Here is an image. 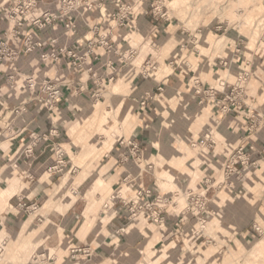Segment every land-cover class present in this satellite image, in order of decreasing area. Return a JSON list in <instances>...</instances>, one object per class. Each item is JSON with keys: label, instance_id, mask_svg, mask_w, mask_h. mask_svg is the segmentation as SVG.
<instances>
[{"label": "crops", "instance_id": "obj_1", "mask_svg": "<svg viewBox=\"0 0 264 264\" xmlns=\"http://www.w3.org/2000/svg\"><path fill=\"white\" fill-rule=\"evenodd\" d=\"M57 1L38 0V7L32 15L38 11L54 12ZM146 3L143 0L138 7L136 0H107L100 8L84 10L70 18L75 27L72 30H67L64 22H58L39 32L35 26L25 23L19 34L11 35L9 11L14 0H0V38L4 37L15 51H21L25 34L40 40L45 53L66 47L80 55L86 51L88 43L100 35L107 36L113 46L111 51L96 47L93 55L85 58L82 68L73 66L63 53L58 64L52 61L43 63L37 55H20L16 60L0 66V191H15L8 198L9 209L0 219L10 228L16 227L20 233L32 227L36 217L30 219L29 215L18 212V201L24 200L26 204L42 202L50 197L49 192L64 177L68 179L73 165L67 167L61 177L50 170L57 163L54 147L61 141L69 140V126L81 120L92 99L101 97L100 93L112 85L119 91L127 114L133 116L127 139L140 144L139 159L122 162L120 154H128L129 151L123 143L120 147L111 148L101 165L95 168L89 166L88 172L92 173L82 179L78 187L82 189L91 180L93 185L98 182V208L95 202L91 204L75 199L62 213L51 209L47 214L40 215L38 222L47 220L61 231L60 237L55 232L46 237L41 245L51 244V250L70 260L72 248L88 246L93 250L90 260L96 264H105L111 258L120 260V264H138L139 259L141 264H226L221 258L222 252L249 249L261 237L254 231L253 225L264 231V210H256L264 202L261 199L264 197V52L258 51L253 59L249 58L244 63L250 68L249 79L244 86L246 106L224 113L220 109L222 92L213 99L201 100L194 91L193 81L198 79L207 88L213 86L218 77L224 78L228 86L236 79L232 82L229 73L205 63V55L195 56L190 49L179 52V46L189 41L193 42L196 50L197 43L204 42L208 46L204 40L210 38L211 32L192 39L182 33L177 24L155 22L146 15ZM117 4L130 7V15L134 19L123 30L112 27ZM94 27L98 31H94ZM53 39L56 40L55 45L51 44ZM134 40L137 42L133 44ZM130 47H135L136 55L123 62L115 52L125 55ZM235 60L236 63L241 62L240 59ZM148 61L157 69L148 71L145 76L142 70ZM9 76L11 79H8ZM43 80L55 81L62 88V98L50 113L41 111L36 102ZM145 99V104L141 105ZM256 115L262 118L250 131L248 127ZM51 131L53 135L39 143L31 157H23L30 158L28 161H21V153L16 157L17 152L30 143L31 132L42 134ZM207 132H210L211 139L203 138ZM195 145L202 150L193 149ZM239 145L256 161L255 169L246 174L243 170L237 176L235 183H240L237 191L207 198L205 194L212 191L210 183H215L214 186L216 183H228L219 178V173L224 161ZM68 163L64 162V166ZM88 172H84L85 176ZM82 175L81 172L79 176ZM163 176L171 179L166 180ZM67 182L73 184L76 181L69 178ZM53 183H57L54 188ZM160 183L168 185V189H162ZM170 185L177 190L173 193L169 191ZM123 186L129 187L124 193L126 197L139 187L153 188L154 193L146 202L153 203L152 208H158L165 216L164 224L155 225L145 214L139 215L143 221L130 224L126 220L125 207L116 196L111 197V206L107 209L112 211V216L103 223V218L107 216L97 215L102 198L121 192ZM194 192H201L197 194L208 211L204 210L199 216L191 213L185 216L188 196L196 194ZM250 202L257 204L252 211L244 213L248 223L242 227L232 223L224 229L216 224L220 215L213 216L212 205L223 204V209L232 210L233 205ZM63 203L67 205L66 198ZM221 214L224 219L228 213ZM202 218L207 225L211 223L213 230L215 228L214 235L221 244L219 249L211 251L212 248L206 247L203 239L194 237ZM27 234L25 230L22 232V235ZM41 245L33 243V250ZM182 248L201 249L208 257L198 263L196 259L204 257L193 251L192 256H199L189 261L183 258L187 257V253ZM42 250L47 249L43 247Z\"/></svg>", "mask_w": 264, "mask_h": 264}, {"label": "built area", "instance_id": "obj_2", "mask_svg": "<svg viewBox=\"0 0 264 264\" xmlns=\"http://www.w3.org/2000/svg\"><path fill=\"white\" fill-rule=\"evenodd\" d=\"M105 1L107 0H58L57 8L54 12L38 11L32 15L35 8L38 7V0H14V5L9 11V20L12 24L11 32H9V34H19L25 23L35 26L39 32L45 29L46 26L54 25L58 22H64L65 28L67 30H72L75 27L73 26L70 18L76 17V15L80 14L81 11H90L100 8ZM136 1L139 3L138 7H140V3L143 0ZM146 1L148 3L146 15L151 16L155 22L159 23H170L175 21L179 27V30L184 34L191 36L192 39L202 36V33L205 30H209L211 33L215 34L220 33V36H225L227 33H229V31L233 33L230 36L231 41L228 43L233 47V50L228 53L226 52L227 57L217 56L215 58V63L207 62L209 66L227 69V64H230L232 59L239 55V52L241 51L239 48L240 44L249 43L251 40L254 42L261 41L264 43V4H262L261 9L256 10L257 13H255L254 17H248L245 14V8L235 7L231 4V2L237 0H193L191 6L186 9V18L184 19L186 22L184 24V21L177 19L175 15H173L174 11L172 7H168L169 4H167V6L164 0H150V2L149 0ZM117 5L118 8L113 15L114 23L112 27L123 30L127 27V25L132 24L134 19L130 15V7L121 6L119 4ZM230 8H234L232 11L234 13V19L226 18L224 19L225 22H223L216 20V17H213L212 20L215 19L213 22L204 25L199 24L198 22L197 25L194 26L188 25L192 22L194 17L196 18L202 15L210 16L216 11L223 9L228 10ZM240 20H242V22H240ZM187 25L189 27H187ZM192 27L194 28L191 29ZM93 30L98 31V28L94 27ZM51 44L55 45L56 40L53 39ZM43 46L44 44L34 36L25 34L22 40V49L20 52H18L13 50L8 45L7 41L4 40V37H2L0 38V66L3 63L16 60L20 55H37L43 63L52 61L53 64H58L61 54L63 53L68 59L71 60V64L73 66L82 68V63L84 62L85 58L89 55H93V50L96 47H103L107 51L113 50V46L107 40V36L102 35L98 36V38L95 40L90 41L87 45L86 51L80 55L72 49H67L66 47L54 48L51 53H45L43 51ZM185 49H190L191 54L200 56L199 51L195 49L194 44L191 41L179 46V52H183ZM115 54L118 55L123 62H126L130 61L133 56L136 55V49L135 47H130L128 54L126 53L125 55H121L117 52H115ZM144 66L145 69L142 70V73L145 76L148 71H156L157 69L156 65L149 61L146 62ZM246 66L247 63L245 64V67H241L235 83L229 86L227 85L225 79L220 77L216 79V83L213 86H208L207 88H204L203 83L198 79H195L193 81L195 93L198 94L201 100H208L215 98L217 93L222 92L223 98L221 99L220 109L224 113H228L236 107L246 106L243 100L244 86L247 83L250 75V68ZM186 67L188 68L187 64ZM8 79H11V76H9ZM158 91H161V87H158ZM38 94L39 96L36 98L37 106L41 111L50 113L61 100L63 93L61 85H59L57 82L43 80L39 87ZM145 101L146 99L141 101V105H144ZM260 118L262 117L257 115L256 117H252L251 125L248 127L250 131L253 129L255 123L260 121ZM50 135H53L52 131L42 134L31 132L30 143L24 147V149L21 151V155H24L25 157H31L34 148L39 143L47 141ZM126 145L129 148L128 154H120V160L124 163L129 162V160L138 161L140 155V144L134 141H129L126 143ZM54 148H56V146ZM56 165H65L64 160H57ZM255 166L256 161L252 160L250 155L245 151L244 147L239 145L235 147V149L222 164L223 178L228 183H235L237 176L243 170L251 167L253 168ZM50 170H52L54 173L58 172L57 166L51 167ZM153 193V188L145 189L143 187H139L133 195L128 196V200L120 197V192L115 195L121 200L125 207L126 220L128 222L133 221L141 214H145L157 225L164 224L166 221L165 216L159 212L158 208H152L153 203L146 202V200L149 199ZM201 204H203L202 207ZM188 205L189 206L184 210L183 213L185 216L187 213L199 216L203 214L202 212L205 210L204 203L200 195L193 194ZM16 207L18 212L29 215L32 209H36V204L33 203L27 205L22 200H19ZM195 207L198 208L196 212L193 210ZM205 222V219L202 218L200 225H203ZM253 229L259 236L263 235V231L260 227L253 225ZM201 236L202 234L194 233V237L197 240ZM207 241L210 243L211 240L208 239ZM92 255L93 250L88 246H76L70 250V257L74 261H87L91 259Z\"/></svg>", "mask_w": 264, "mask_h": 264}, {"label": "rangeland", "instance_id": "obj_3", "mask_svg": "<svg viewBox=\"0 0 264 264\" xmlns=\"http://www.w3.org/2000/svg\"><path fill=\"white\" fill-rule=\"evenodd\" d=\"M164 1L166 2L165 3L166 5L169 4V6L167 5L168 7H170V8L172 7V9L174 11L173 15H175V17L181 21H184V19L186 18V9L188 7H190L191 3L193 2V0H164ZM149 2H150V0H149ZM231 4L235 7L245 8L246 9L245 14L248 17H252V16L254 17L255 13H257L256 10L262 8V4H264V0H237V1L231 2ZM146 5H147V3H146ZM233 9L230 8L228 10L227 9L219 10V11H216L215 13H212L210 16L202 15V16H199L196 18L194 17V19H192V22L189 23L188 25L194 26V25H197V22L199 24L204 25V24L213 22L215 20V19L212 20L213 17H216V20L223 21V22H225L224 19H226V18L234 19V15H233L234 13L232 12ZM172 22L174 24H177L175 21H172ZM185 22L186 21H184V24H185ZM240 22H242V20H240ZM188 25H187V27H189ZM193 28L194 27H192L191 29H193ZM205 32L209 33L211 31L205 30L202 33V35H204ZM232 34L233 33L231 31H229V33H227L225 36H220L221 35L220 33L219 34L210 33L209 34L210 38L204 40V41L208 42V46H207V43H204V42H202L203 44L202 43L196 44V48L199 51V53L201 55L206 56L205 63L206 62L215 63V58L217 56L227 57L226 52L228 53L231 50H233V47H230L231 45L228 44L231 41L230 36ZM222 37H224V38H222ZM136 42H137V40H134L133 44ZM216 43H219V44H216ZM230 48H232V49H230ZM239 48L241 50L239 52V55L237 57L233 58L230 64L229 63L227 64V69L222 68V70L229 73L228 76L232 79V82L235 81V79H237V76L239 75V71H240L241 67H245L244 63L246 60H248L249 58L253 59V56L255 54H257L258 51L264 52V43L261 41H257V42H254L251 46L249 45V43H243V44L239 45ZM195 56H197V55H195ZM235 59H240L241 62L236 63ZM239 65H242V66H239ZM100 95H101V97L100 96L94 97L92 99V101L89 103L90 106L88 108V111L86 112V115L83 116V118L81 119L82 126L77 128L76 132H74V133L69 132L68 133L69 140L61 141L56 146L55 150L53 151V153H55V155H54L55 161L64 160L65 163H67V161H69V163L66 164V166H64V165L60 166V165L53 164V165L57 166L58 172H56V173L59 174L58 177H61L62 175H64L67 171L66 168L67 167L69 168L70 165H73V167H74L73 172L71 174H68V179L69 178L71 180L75 179V181L78 182L77 180H79V177H80L79 175L81 172L83 174L81 177H83V179H84L90 175L89 173H92V172H88L89 166L91 168H95L96 166L101 165V162L106 161L107 158L105 159V156L108 154V151L111 148L115 149V147H120L121 144L131 141V140L127 139V136L130 133L131 128H132V126L130 124H131V119L133 118V116L131 113L127 114V109L123 108L124 107L123 103H122L123 99L121 98L119 91H114L113 86L110 85L108 87V90H105V92L100 93ZM97 105L100 107V111L98 112V114H94L92 117H90V114L95 112ZM105 112H107V113L104 114ZM104 115H105V117H107L106 120H103ZM127 116H128V120L126 119V122H125L124 119ZM75 123L76 122H74L73 124H75ZM109 136H111L110 139L114 140L115 143L113 144V146L109 150H107L106 147L109 145V140H108ZM203 138L211 139L212 136H211L210 132H207L205 135H203ZM99 145L101 147V150L97 151L96 153L94 152L95 153V154L93 153L94 155L91 154L92 157L90 156L88 158V160L87 159L82 160V161L78 160L83 153H85L86 151H89L92 147H94V146L96 147ZM193 149H195L196 151L202 150L201 147L199 148V145H195V147H193ZM20 153H21V151H18L16 157L18 155H20ZM23 157H25V156L22 155V157L20 158L21 161L23 159L25 161H28L30 159V158H23ZM53 165H51V166H53ZM60 169H62V171H60ZM253 169H255V167L245 169L244 173L246 174L250 170H253ZM85 171L88 172V174L86 176L84 173ZM219 174H220L219 178L222 179L223 178V172L221 171ZM58 177H56L55 179H57ZM64 178L66 179V185L65 186H66L67 191L62 198H60V199L56 198V200L54 199V197H53L54 193H55L54 189H56L54 187L56 186L57 183H53L54 189H52V191L49 192L50 197H47L48 200L45 199L42 202H36V201L31 202L32 204L33 203L36 204V209L33 210L31 208L32 210L29 213V216H30V219L36 217L35 218L36 220L34 221L32 227H30V229H28V230L23 229V230H21V233H20L19 230H16V227L10 228L9 226H7L5 224V222L3 220L0 219V264H96L92 260L74 261L72 259L70 260L69 258L65 259L64 258L65 256L63 258H61L57 252L51 250V246H50L51 244L48 245V243H45V244L41 245V243L43 242V240L46 237H48L49 235H51L53 233L55 234V232L56 233L58 232V235L60 237L61 231L58 229V227H55L52 224H49V222L47 220L46 221L44 220L43 223L38 222L37 220L40 217V215L47 214L51 209L57 210V208L55 206L56 203H57V205L59 203L60 208L63 209V211H64V205L65 204L62 203L61 201H63L64 198L68 199L70 197V195H71V197L75 196L76 200L83 199L87 202H90L91 204L99 201V194L100 193L97 190L98 182L94 183V185H93V181L91 180L90 182H88L84 185L85 187H82V189H79L78 185L80 184V182L82 180L79 183L75 182L72 184V183L67 182L68 181L67 177H64ZM64 178H63V180H64ZM163 178L166 180L171 179L170 177H167V176H163ZM61 182H59V183H61ZM214 184L215 183H210L212 191H209L205 194V196L207 198H209V197L211 198L213 196H218L221 193L223 195L225 192L237 191L238 190L237 188L240 185V183H221V184L216 183V186H214ZM160 185H161L162 189H166V188L168 189V185L166 186V184H164V183H160ZM170 186L171 187H169V191H171L172 193L177 190L176 188H174V185H170ZM121 189H122V191L120 192L119 196L124 198L125 200H128L129 197H126L125 196L126 194H124V193L127 189H129V187L123 186ZM251 191H254V190H251ZM194 193H196V195H198L197 193L200 194L201 192H194ZM115 194L109 195L106 199H104V197L102 198L103 202L101 204L100 210L97 212V215L100 214V215H102V217L107 216L106 218H103V221H102L103 223H106L108 217L112 216V211H108L107 209H108V207L111 206L110 205V199L112 196H115ZM133 194L134 193H131V195H133ZM191 197H192V195L189 196L188 203L190 202ZM261 199L264 200V197L262 196ZM46 200H47V202H46ZM23 202H25V201L23 200ZM203 203H204V201H203ZM261 203H264V202H261ZM261 203L258 205V209H256V210H259V208H262V210H264V205ZM256 204L257 203L250 202L248 204H243V205H238V204L233 205L232 210L236 209V211H232L229 208L223 209V204H218L215 206L212 205V207L214 209L213 216L216 217L218 215V217H219V215H220V217H219L220 220L217 219L218 222H216V224L219 226H223V228L226 225H230L232 223H234V225H236V227H242L243 225L248 223V220H246L244 213H249L250 211H252L254 209V207L256 206ZM27 205H30V204H27ZM96 205L98 208L97 203H96ZM202 205L203 204H201V207H202ZM188 206L189 205H187V207ZM216 206H217V208H219V210L216 208ZM206 207H207V205L204 204L205 210L208 209ZM8 209H9L8 204H6L5 207L4 206L0 207V218L3 216V214ZM197 209L198 208L195 207L193 210L196 212ZM220 209L223 211H220ZM241 209H243V212H241ZM57 211L59 212V210H57ZM221 212H227L228 213L227 215H225L224 219H223L224 215L221 214ZM141 219H142L141 217H136L133 221L130 222V224H136ZM141 221H143V220H141ZM206 222L203 225L197 224L195 233L202 234V236L199 238V240L203 239V241L206 242V247L212 248L211 251L217 250L221 247V244L218 241V238L215 237V235H214L215 232H213V231L215 230V228L213 230V228H211V226H212L211 223L209 225H207ZM212 222H213V220H212ZM155 225H157V224L155 223ZM217 228H218V230H220L219 227H217ZM24 230L26 231V233H28L27 235H22V232ZM40 232H42L41 235H39ZM208 239L211 240L210 243H208L209 242V241H207ZM199 242L200 241H197V243H199ZM33 243H35L36 245H41V247L33 250V247H34V246H32ZM43 247H45L47 250L46 251L42 250ZM182 250L183 251L185 250L187 253V257H183V258H187L189 261H193L196 259L197 255L192 256L193 251H197L200 255L202 254L204 257L203 259H201L200 257H198L199 256V254H198V256H197L198 258L196 259V261L198 263H201V261H203L204 259H207V257H208L205 254L206 252L201 251V249L196 250L195 248L194 249L182 248ZM255 253H257V254L254 255ZM221 258L224 259V261H226L225 262L226 264H264V231H263V235L260 238H258L255 241L254 245L251 246L249 249H244V250H241V251L235 252V253H233V252H228V253L222 252ZM105 264H120V260H118V259L115 260V258H111ZM138 264H141V259H139Z\"/></svg>", "mask_w": 264, "mask_h": 264}, {"label": "bare ground", "instance_id": "obj_4", "mask_svg": "<svg viewBox=\"0 0 264 264\" xmlns=\"http://www.w3.org/2000/svg\"><path fill=\"white\" fill-rule=\"evenodd\" d=\"M126 36V35H125ZM222 38H224V37H222ZM230 41V40H229ZM224 42V41H223ZM254 43V41L253 40H251L250 42H249V45L251 46L252 44ZM216 44H219V43H216ZM224 47V46H223ZM117 89L116 88H114V91H116ZM162 103V102H161ZM160 104V103H159ZM100 111V107L97 105V108L95 109V112L94 113H92V114H90V117H92L94 114H98V112ZM107 112H105L104 114H106ZM104 118H103V120H106V118L107 117H105V115L103 116ZM126 122V121H125ZM82 126V122H81V120L80 119H78L77 121H76V123L75 124H71L70 126H69V128H68V130H69V132H72V133H74V132H76V130H77V128H79V127H81ZM108 137V136H107ZM111 138V136H109V138H108V140H109V145L106 147L107 148V150H109L112 146H113V144L115 143V141L114 140H111L110 139ZM116 140V139H115ZM101 150V147H100V145L99 146H94V147H92L89 151H84L85 153H83L82 155H81V157L78 159V160H80V161H82V160H85V159H87L88 160V158L91 156V154L92 155H94L97 151H100ZM106 150V149H105ZM95 152V153H94ZM102 152V151H101ZM94 153V154H93ZM98 156V155H97ZM92 157V156H91ZM93 159V158H92ZM85 163V162H84ZM83 179V177H81V178H79V180H77L78 182H76V183H79L81 180ZM101 182V181H100ZM66 179L64 178V180L61 182V183H59L58 184V186L56 187V189H55V193H54V199L56 200V198H58V199H60V198H62L63 196H64V194L66 193ZM100 186V185H99ZM15 193V191H13L12 189H9V190H3V191H0V207H2V206H4L5 207V205L6 204H8V198L9 197H11L13 194ZM92 194V193H91ZM67 199V198H66ZM70 199V200H69ZM75 199L76 198H74L73 196L71 197H69L68 199H67V201H68V203H67V205H64V209L65 208H67L68 206H70L71 205V203L73 202V201H75ZM51 200V199H50ZM53 200V199H52ZM51 202V201H50ZM62 203H63V201H61ZM53 204V203H52ZM65 204V203H64ZM56 208L59 210V212L60 213H62L63 212V209H61L60 208V205L58 204V205H56ZM257 253H255L254 255H256Z\"/></svg>", "mask_w": 264, "mask_h": 264}]
</instances>
